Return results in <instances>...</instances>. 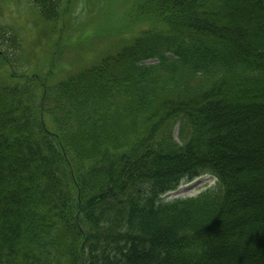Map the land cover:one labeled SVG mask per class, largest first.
<instances>
[{"label": "trees", "instance_id": "16d2710c", "mask_svg": "<svg viewBox=\"0 0 264 264\" xmlns=\"http://www.w3.org/2000/svg\"><path fill=\"white\" fill-rule=\"evenodd\" d=\"M0 1L59 34L78 1L105 3ZM133 13L147 27L53 85L54 59L15 70L26 45L11 31L3 45L0 26L14 79L0 80V264H264V0H135ZM202 173L215 186L162 198Z\"/></svg>", "mask_w": 264, "mask_h": 264}, {"label": "rangeland", "instance_id": "374dc122", "mask_svg": "<svg viewBox=\"0 0 264 264\" xmlns=\"http://www.w3.org/2000/svg\"><path fill=\"white\" fill-rule=\"evenodd\" d=\"M103 1L105 3L98 4L95 7L93 5L91 9L84 8L78 1L73 7L77 16L73 19L72 26L66 28L63 34L53 33L48 24L40 22L44 27L34 24L32 22L33 15L24 9L27 7L25 2L8 3L0 1V26L8 29L1 43L6 45L9 43V38L14 36V39H17L16 36L19 35L22 45H26L20 48L22 53L19 60L20 66H16L15 70L27 74L35 72L44 75L46 68H48V62L54 59L55 64L51 69V73L48 76L46 75V79H44L47 85H53L74 72V70L90 65L102 55H106L116 43L118 36L127 38L130 35H135L140 29L147 27V21L141 19L135 21L133 19L135 0ZM98 6L101 8L96 10ZM88 10L89 12H86ZM15 24L20 29H17ZM35 27H39L40 34L37 35ZM119 30H123V34H120ZM10 31L13 36L10 35ZM35 39H38V41L34 42ZM3 45L2 47L5 49ZM24 51L29 57H25ZM6 53L10 59H14L15 56L10 51H6ZM31 58H37L38 61ZM28 61H30V64ZM1 79L6 82L14 80L9 75L8 67L2 61H0ZM185 125L183 119H177L171 126L172 138L178 143L185 141L188 136L187 126ZM215 183V178L209 173H202L193 178L184 177L174 189L165 192L162 198L166 201L173 198L198 195L206 188L215 186Z\"/></svg>", "mask_w": 264, "mask_h": 264}]
</instances>
